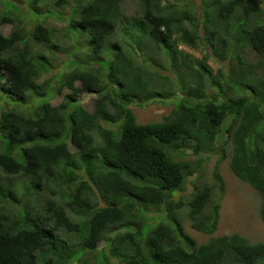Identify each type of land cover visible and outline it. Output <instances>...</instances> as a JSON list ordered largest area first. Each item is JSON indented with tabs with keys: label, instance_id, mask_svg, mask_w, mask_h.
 <instances>
[{
	"label": "trees",
	"instance_id": "trees-1",
	"mask_svg": "<svg viewBox=\"0 0 264 264\" xmlns=\"http://www.w3.org/2000/svg\"><path fill=\"white\" fill-rule=\"evenodd\" d=\"M51 1L0 0V24L13 25L9 36L0 29V89L6 106L29 105L0 112V264H264V242L230 234L200 244L189 235L183 216L213 236L220 205L207 211L209 186L177 199L190 165L163 148L194 142L199 155L223 142L220 160L261 195L264 223V0H140L141 19L133 21L123 19L126 0H76L70 25L89 35L88 59L41 82L58 60L54 31L43 22ZM250 48L257 67L244 57ZM207 60L233 68L213 75ZM85 93L97 95L93 112L81 105ZM160 101L173 102V111L136 122L132 105Z\"/></svg>",
	"mask_w": 264,
	"mask_h": 264
},
{
	"label": "rangeland",
	"instance_id": "rangeland-1",
	"mask_svg": "<svg viewBox=\"0 0 264 264\" xmlns=\"http://www.w3.org/2000/svg\"><path fill=\"white\" fill-rule=\"evenodd\" d=\"M76 0H65V2H59V0H52L51 9H43L46 11H52L53 15H50L46 21H43L49 28L54 31L53 43L56 44L53 55L58 60L52 59V69L49 74L42 77L41 82L47 80L48 82L54 81L53 77L64 68L70 69L71 66H75L74 62L81 58L85 63L88 59L89 47L87 43L89 41V35L86 33L78 32L80 35H75L71 24L76 12L79 10ZM173 1V0H171ZM197 4H200L197 1ZM123 19L128 21L140 20L142 14L141 1L140 0H126L123 4ZM188 9L184 8L183 12H187ZM199 15V13H197ZM25 22L29 29L34 30L37 23L30 22L28 19ZM44 20V19H40ZM1 31L9 36L12 34V24H0ZM78 36V38H76ZM117 40L126 42L128 39L120 29H118ZM111 41H115V37L111 38ZM109 42L111 44L112 42ZM42 52H47L46 48L39 46ZM144 47L136 46V52L139 54L140 59H147V56L143 51ZM179 49L188 52L197 59H203L204 52H196L184 45H179ZM147 50L154 53L155 59L160 60L158 50L154 45L147 47ZM80 53H79V52ZM48 53V52H47ZM244 57L247 63L252 67H257L260 61V57L251 48L247 49L244 53ZM236 60V59H234ZM209 67L213 70V75L218 74V71L227 73L229 67L233 68V64L229 61L216 62L215 60L206 61ZM153 63V62H152ZM150 63V68L154 69L155 64ZM167 76H170L169 72H164ZM174 77V76H173ZM5 80L2 82V84ZM52 84L55 85L54 82ZM53 85V86H54ZM77 87H81V84L77 83ZM51 89V88H50ZM210 92H218L216 87H210ZM68 93L67 89L62 91V94L53 98L52 104L57 106L61 103L63 96ZM55 95V92H53ZM2 97V98H1ZM31 99L32 107H36L41 102V98L34 96ZM97 95L94 93H85L81 96V105L89 112H93L95 109V101ZM7 95L0 89V112H17L24 113L29 105H24L20 101H12L5 105ZM141 101H135L139 103ZM143 102V101H142ZM148 103L141 104V106L132 105L136 122L138 124H148L158 122L163 119L164 116L170 114L174 109V104L171 101H160L147 105ZM123 122V119H116L112 124L113 129H118V126ZM163 146V145H162ZM179 146V145H178ZM187 147L179 150H173L176 146H163L164 150L171 156H174L180 160L189 163L190 168L187 171V178L183 189L178 191L177 199L189 200L193 198L201 189L209 186L211 189V202L207 207V211L211 213L215 204L220 205V221L217 232L213 236H209L194 230L191 223L185 216H183V224L186 231L195 238L200 244L206 243L212 237L225 236L230 234H239L246 238L250 244H257L264 242V223L260 216L261 195L248 183L238 179L232 172L229 166V159L221 161V146L223 142H220V147L214 153L201 152L199 155L194 154L195 143L189 142ZM71 150L74 152V148L71 145ZM218 169V171H217ZM217 171V173H216ZM217 175H220L224 181V184H220L217 179ZM104 205V204H103ZM103 246V241L98 244V247ZM227 264H235L233 260H230Z\"/></svg>",
	"mask_w": 264,
	"mask_h": 264
},
{
	"label": "clouds",
	"instance_id": "clouds-1",
	"mask_svg": "<svg viewBox=\"0 0 264 264\" xmlns=\"http://www.w3.org/2000/svg\"><path fill=\"white\" fill-rule=\"evenodd\" d=\"M71 146V145H70Z\"/></svg>",
	"mask_w": 264,
	"mask_h": 264
}]
</instances>
